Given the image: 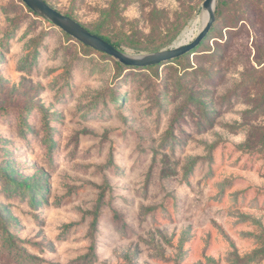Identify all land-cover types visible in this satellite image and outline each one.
Segmentation results:
<instances>
[{"label": "rangeland", "instance_id": "374dc122", "mask_svg": "<svg viewBox=\"0 0 264 264\" xmlns=\"http://www.w3.org/2000/svg\"><path fill=\"white\" fill-rule=\"evenodd\" d=\"M0 264H264V0H0Z\"/></svg>", "mask_w": 264, "mask_h": 264}, {"label": "water", "instance_id": "95a60500", "mask_svg": "<svg viewBox=\"0 0 264 264\" xmlns=\"http://www.w3.org/2000/svg\"><path fill=\"white\" fill-rule=\"evenodd\" d=\"M30 10L49 20L63 32L80 43L103 52L121 64L134 67H147L160 64L190 53L209 32L215 20L216 0H203L202 9L207 10V19L196 36L187 42L173 44L168 48L150 53L129 54L115 47L101 36L92 33L75 19L58 11L45 0H21Z\"/></svg>", "mask_w": 264, "mask_h": 264}, {"label": "bare ground", "instance_id": "6f19581e", "mask_svg": "<svg viewBox=\"0 0 264 264\" xmlns=\"http://www.w3.org/2000/svg\"><path fill=\"white\" fill-rule=\"evenodd\" d=\"M207 19V10L202 9L198 17L191 23V25L183 29L173 44L187 42L192 40L199 30L203 27Z\"/></svg>", "mask_w": 264, "mask_h": 264}, {"label": "trees", "instance_id": "16d2710c", "mask_svg": "<svg viewBox=\"0 0 264 264\" xmlns=\"http://www.w3.org/2000/svg\"><path fill=\"white\" fill-rule=\"evenodd\" d=\"M49 4V3H48ZM28 8V7H27ZM30 10V9H29ZM81 24V23H80ZM85 27V26H84ZM87 28V27H86ZM88 29V28H87ZM89 31H91L90 29H88ZM92 33H95V34H97V35H99V36H101L103 39H105L106 41H108L109 43H111L112 45H114L115 47H117V48H119V45L117 44V43H115V42H112V41H110V39L108 38V37H106V36H104V35H101V34H99V33H96V32H94V31H91ZM65 33V32H64ZM66 34V33H65ZM68 35V34H67ZM69 36V35H68ZM82 44V43H81ZM84 45V44H83ZM86 46V45H85ZM87 47H89V46H87ZM93 49V48H92ZM95 50V49H94ZM188 54V53H187ZM185 55V54H184ZM179 58V57H178ZM176 59V58H175ZM171 61V60H170ZM167 62H169V61H167ZM162 63H165V62H162ZM161 64V63H160ZM157 65V64H156ZM151 66H154V65H151ZM130 67H134V66H130ZM147 67H149V66H147ZM95 223V219L93 220V224Z\"/></svg>", "mask_w": 264, "mask_h": 264}]
</instances>
